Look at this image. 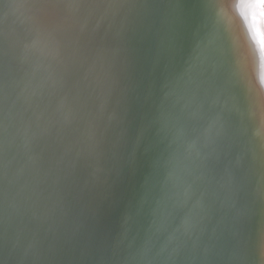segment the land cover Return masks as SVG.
Returning <instances> with one entry per match:
<instances>
[{
	"label": "water",
	"instance_id": "1",
	"mask_svg": "<svg viewBox=\"0 0 264 264\" xmlns=\"http://www.w3.org/2000/svg\"><path fill=\"white\" fill-rule=\"evenodd\" d=\"M243 1L0 0V59L16 80L13 84L0 66V233L2 240L5 237L0 258L8 257L5 264L28 261L30 241L38 233L33 230L41 232L38 245L45 256L54 248L60 251L61 247H75L73 252L61 254L54 264H155L157 260L164 264H196V255L190 262L185 260L186 243L181 237L176 245L167 241L185 210L192 213L190 224L199 221L197 200L181 193L185 190L194 195L198 186L206 188L210 197L208 212L213 224L216 211L223 210V227L220 219L217 222L221 228L214 226L211 230L218 250H214L216 259L220 261L223 252L231 250L224 200L200 170L204 164L202 148H206L200 132L205 139L211 135L207 141L219 151V140L212 135H217L214 121H220L230 134L226 144L230 151L233 149L251 188L250 143L243 116L241 121L238 117L244 101L234 48L237 41L230 24L231 13H237L242 17L240 22L254 32L252 22L243 17ZM240 7L244 13L239 12ZM151 63H159V67H150ZM169 67L174 73H170V83L163 85L170 76ZM157 68L156 100H162L161 88L168 87L172 92L174 84L184 93L181 89L188 80L185 86L208 110L205 116L201 106L197 112L190 99L183 103L189 113L176 116L175 133L167 142L181 132L183 140L177 150L173 144L166 146L164 155L168 149L167 159L187 153L190 162L184 164L181 177L174 174V198L170 202L165 190L159 194L157 183L152 188L157 180L153 166L159 163L155 175L161 180L166 161L156 160V155L149 152L148 157L143 156L147 172L141 175L139 167L144 165L139 154L135 155L133 149L123 152L128 147L123 143L127 132L134 133L144 125L139 102L145 98L153 77L149 70ZM170 101L168 92L160 103L165 106V114ZM125 106L128 111L122 119L119 112ZM128 112L131 118L136 117L137 128L130 129ZM102 134L106 142L101 140ZM152 146L148 144L149 149ZM131 155L128 175L141 177L144 192L128 206L125 229L115 231L116 242L109 250L102 246L107 233L113 231L107 223L112 222L114 212V185L103 188L109 175L101 160L114 156L128 165ZM4 174L15 178V190ZM154 188H158L156 196ZM118 203L123 210L125 201ZM100 230L104 236L92 235ZM77 252L80 254L73 256Z\"/></svg>",
	"mask_w": 264,
	"mask_h": 264
},
{
	"label": "bare ground",
	"instance_id": "2",
	"mask_svg": "<svg viewBox=\"0 0 264 264\" xmlns=\"http://www.w3.org/2000/svg\"><path fill=\"white\" fill-rule=\"evenodd\" d=\"M237 1V0H236ZM242 0H240L241 2ZM250 2V0H244L240 5L246 14L243 16L245 17L248 15L251 23L250 16L246 5ZM236 9V7H235ZM239 12H242L241 7ZM233 24H231V28L235 33L236 43L234 45L237 63L240 70L241 76V86H242V97L244 101V107H242V115L240 111L238 112L239 120L243 116L244 119V132L248 135V140L250 143V151H249V163H250V180H251V188L249 182L245 180V176L241 174V165L237 159H235V154L233 149L230 151L229 146H227V141L230 140V134L221 125L219 120L214 121L216 124L214 126L215 130H217V135L214 136L215 139L219 140V151L212 148V145L207 141L210 139L209 136L205 139L200 132V136L203 138V144L205 145V150L202 148L203 151V161L204 164L200 167V170L203 172V178L211 185L216 186L217 190H220V196L224 200V206L226 211L229 213V226H228V242L227 244L231 245V250L229 252H223V257L221 260H217L215 257V251L218 252L216 244L214 243V237H212L211 230L214 226H221L218 225L217 220L221 219L220 224H223V210L222 212L218 209L217 215L214 218V224L212 223L211 213L209 211V200L210 197L207 194L206 188L205 190L202 187L196 189L195 194L188 192L186 193L185 190L181 192L183 196L194 197L196 199V205H198V211H200V218L195 213V216L199 218V221H193L190 224L192 213L188 210H185L182 215V219L178 218L179 221L175 222V226L172 228V234L169 236V242L167 244L173 243L176 245L177 240L179 237L186 243L187 252L185 254V260L190 262L189 259H193L195 255L199 258L195 260H199L196 264H264V54L261 52L260 48V38L264 35V18H261L257 15V21L255 26L252 25L254 32L251 33L249 29L246 28L243 22H240L241 16L239 17L238 14L231 13ZM246 19V20H247ZM245 22V21H244ZM235 24V25H234ZM244 25V26H243ZM244 54H242V53ZM243 55V57H242ZM155 60L157 57H154ZM169 58V57H167ZM242 59V60H241ZM171 60V57H170ZM242 61V64H241ZM150 62V61H149ZM167 62V61H166ZM0 66L3 69L4 73L8 76L7 78L14 81L15 78L10 73V68L5 61L2 62L0 59ZM159 67V63H156V66L151 63L150 67L156 68ZM9 69V72H8ZM174 70V69H172ZM149 72L159 74L160 69L157 68L156 70L150 69ZM168 76L172 75L170 67L168 69ZM174 73V72H173ZM6 75L3 78H6ZM171 75L169 78H165L163 80V85H168L171 80ZM150 79L148 84V91L146 92L145 98H142L139 102L142 105L141 109V116L144 117V125L139 127L138 131L132 133L127 132V135L124 137L123 143H125L128 147L123 152L132 151L135 155L139 154L140 161H142V165L144 168L139 167V170L142 173L147 172L148 164L144 162L143 156L148 157L150 153L156 155V160L162 161L165 163V173L164 176L159 180V175H155L156 167L159 169V163L153 166L154 173L153 177L155 180L152 184V188L157 183L160 191L166 193L167 200L170 202L172 198H174L173 193V186H174V174L178 177H181L182 168L184 167L185 163L190 162V156L185 153L184 156L181 153L177 155H173V157L167 159L166 156L168 153L166 151L167 147L170 144H173V147L179 149V143L183 140V132H181L178 137H175L172 142L167 139L171 138V136L175 133L174 132V121L176 116L188 114L189 112L186 110L188 107L185 106L183 103H187L190 99V104L192 108H196L197 112L201 111L200 106L203 108V113L207 115V105L197 103L196 98H193L192 90L185 86L188 80L185 82L184 86L181 89L184 93L177 91L175 88L176 86L171 85V90L166 88H161L160 90V98L162 99L160 102L156 100V88L158 85V80L156 77ZM169 80V81H168ZM7 81V80H6ZM254 82L256 85H254ZM182 84V82H181ZM169 92L170 101V108L167 110L166 114L163 111L165 106H162L160 103H163L166 99V94ZM16 99V96H15ZM127 105V104H126ZM123 111L119 112L120 118L127 113L128 106ZM176 112V113H175ZM199 116V115H198ZM125 117V116H124ZM237 117V118H238ZM128 121H131L130 129H134L138 127V121L136 117L133 119L130 117L128 112ZM125 119V118H124ZM204 119V117L202 118ZM141 121V120H140ZM143 123V121L141 122ZM242 123V122H241ZM136 124V125H135ZM205 124V122L203 123ZM243 125V124H242ZM204 130V129H203ZM205 131V130H204ZM223 131L225 133H223ZM110 132V131H109ZM207 134L209 133L207 130L205 131ZM212 132V131H211ZM220 134H219V133ZM222 134V136H221ZM225 134V135H224ZM120 132L118 133V139ZM142 135V136H141ZM113 139L114 134L112 133ZM139 140L141 141V145H136V142ZM218 136V137H217ZM253 136V137H252ZM142 137V138H140ZM104 135H101V140L106 142L104 139ZM134 138V140H133ZM233 140V138H232ZM146 142L143 144V142ZM253 142V144H252ZM149 143H153V146L148 147ZM130 145V146H129ZM168 146V148H170ZM202 147V145H201ZM221 147V148H220ZM222 152H221V150ZM119 152H122L118 149ZM150 152V153H149ZM143 153V154H142ZM133 155H131L128 159V165L125 162L118 161V158L115 159L114 156L104 157L101 161L103 165V170L108 173L109 177L104 180V187L110 189L112 187L111 196L112 200H114L115 205H113L112 210L114 212L111 213L110 220L112 222L107 223V227H113V231L107 233L106 237L108 238L104 240L102 248L111 247L115 245L116 242V232L125 229L127 217H128V206L132 205L133 201H136L141 194L144 192V189L141 188L140 176H136V174H129L130 168L132 165ZM100 163V160H99ZM118 169V171H117ZM15 170V169H14ZM119 172V176H118ZM12 173V170H10ZM184 173V171H183ZM7 182H9L10 187L13 190L16 189L17 181L15 178L7 176ZM117 177V179H116ZM119 178V179H118ZM184 179V176H183ZM186 179V177H185ZM184 179V180H185ZM145 184V182H144ZM7 187H2L3 190H6ZM15 188V189H14ZM115 188V189H114ZM158 188H154L155 196L158 194ZM18 189V188H17ZM183 189V187H182ZM21 190V189H19ZM182 191V190H181ZM248 193V197H247ZM254 196V200H253ZM188 198H184V203ZM125 201L124 209H121L120 204L118 201L123 204ZM181 200V198H180ZM253 200V201H252ZM177 201L179 202L178 198ZM182 201V200H181ZM105 205V203H104ZM105 207V206H104ZM222 208V206H221ZM106 210V208L104 209ZM111 210V211H112ZM123 211V212H122ZM10 213V211H9ZM114 214H118L117 218H115ZM8 215V214H7ZM249 216V217H248ZM100 223V222H99ZM157 225V224H156ZM248 232L246 231L248 229ZM35 228V226H32ZM223 227V225H222ZM5 231V229H3ZM116 231V232H115ZM3 232V231H1ZM34 233L32 240L30 241V250L28 252V261L25 264H54L56 260L59 259L61 254H69L75 250V247H61L60 251L54 248V251L48 253L46 256L43 252H40V245H38L39 234ZM92 233V231H91ZM175 233V236H174ZM154 234V230L151 231V236ZM2 233H0V246H4V239L2 240ZM95 237H102L104 233L102 230L99 232H93ZM5 236V235H4ZM216 236V235H215ZM222 236V237H221ZM220 238L223 241V234L221 235L220 231ZM22 239H26L23 236ZM2 240V241H1ZM90 241V240H88ZM246 243L248 245V250L246 249ZM76 244V243H73ZM220 245V243L218 244ZM54 246V245H53ZM76 247L78 245H75ZM166 244L161 245V247L165 248ZM55 247V246H54ZM222 247V245H221ZM1 250V249H0ZM215 250V251H214ZM1 252V251H0ZM4 253V252H3ZM1 254V253H0ZM80 253H75L73 256H76ZM154 253L152 252L151 255ZM80 256V255H79ZM84 256V255H81ZM8 258V257H6ZM6 258L2 255L0 258V262L3 261V264L6 263ZM136 258V257H135ZM245 258V259H244ZM248 258V259H247ZM220 259V257H219ZM227 259V261L225 260ZM151 260V257L150 259ZM244 261V262H243ZM246 261V263H245ZM152 262V261H151ZM123 264V263H122ZM151 264V263H150ZM155 264H164L163 262H158Z\"/></svg>",
	"mask_w": 264,
	"mask_h": 264
},
{
	"label": "snow or ice",
	"instance_id": "3",
	"mask_svg": "<svg viewBox=\"0 0 264 264\" xmlns=\"http://www.w3.org/2000/svg\"><path fill=\"white\" fill-rule=\"evenodd\" d=\"M246 8L251 14L250 19L253 26H255L256 24L257 15L261 18H264V0H250V2L246 5ZM245 18L246 19L249 18L248 15H246ZM259 42H260L261 52L262 54H264V35L261 36Z\"/></svg>",
	"mask_w": 264,
	"mask_h": 264
}]
</instances>
